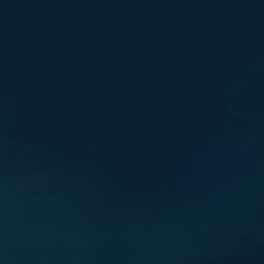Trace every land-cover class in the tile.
<instances>
[{"label":"water","instance_id":"95a60500","mask_svg":"<svg viewBox=\"0 0 264 264\" xmlns=\"http://www.w3.org/2000/svg\"><path fill=\"white\" fill-rule=\"evenodd\" d=\"M0 264H264V0H0Z\"/></svg>","mask_w":264,"mask_h":264}]
</instances>
